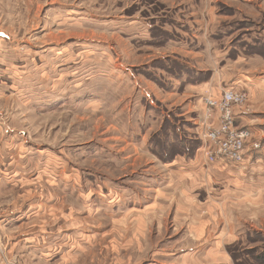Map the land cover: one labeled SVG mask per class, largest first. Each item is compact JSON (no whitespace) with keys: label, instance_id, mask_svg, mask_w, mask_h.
I'll list each match as a JSON object with an SVG mask.
<instances>
[{"label":"rangeland","instance_id":"374dc122","mask_svg":"<svg viewBox=\"0 0 264 264\" xmlns=\"http://www.w3.org/2000/svg\"><path fill=\"white\" fill-rule=\"evenodd\" d=\"M231 89L264 124V0H0L1 262L190 264L169 169Z\"/></svg>","mask_w":264,"mask_h":264},{"label":"crops","instance_id":"0c3cea01","mask_svg":"<svg viewBox=\"0 0 264 264\" xmlns=\"http://www.w3.org/2000/svg\"><path fill=\"white\" fill-rule=\"evenodd\" d=\"M249 108L245 106L242 109H235V125L238 126L240 122L246 123L238 128L245 127L251 132L246 160L237 167L239 171H233L229 167L234 166L226 163L208 164L200 157L191 161L178 159L172 165V170L169 169L173 176L170 180H176L177 186H180L179 216L183 217L180 220L184 222L180 221L178 226L183 230L187 226L184 233L190 232L191 235L179 243L181 246L189 247L188 252L182 255L181 262L235 264L236 259L227 246L245 240L249 227L248 220L253 219L259 223L262 218L263 221L264 124H250L251 118L259 122L263 118L252 117L254 111ZM244 169L253 171L243 172ZM218 189L223 190L219 192ZM229 193L235 194L234 203L228 200ZM226 198L228 201H225ZM110 204L112 203L107 204V210ZM262 259L264 260V253Z\"/></svg>","mask_w":264,"mask_h":264},{"label":"built area","instance_id":"2783aa9c","mask_svg":"<svg viewBox=\"0 0 264 264\" xmlns=\"http://www.w3.org/2000/svg\"><path fill=\"white\" fill-rule=\"evenodd\" d=\"M223 94L222 100L212 97L204 99L205 112L201 124L204 140L209 141V145H205V158L208 164L226 163L239 167L246 160L251 132L245 127L238 128L235 125V107L243 106L248 94L235 89ZM2 264L22 263L15 258L4 257Z\"/></svg>","mask_w":264,"mask_h":264},{"label":"trees","instance_id":"16d2710c","mask_svg":"<svg viewBox=\"0 0 264 264\" xmlns=\"http://www.w3.org/2000/svg\"><path fill=\"white\" fill-rule=\"evenodd\" d=\"M200 148V145H198V147L196 148V150L197 149H199ZM185 154V153H184ZM189 158H191L192 159V156H191V154L189 155Z\"/></svg>","mask_w":264,"mask_h":264}]
</instances>
